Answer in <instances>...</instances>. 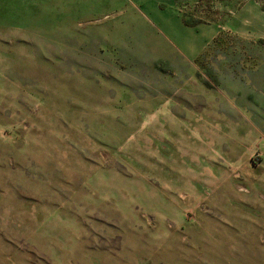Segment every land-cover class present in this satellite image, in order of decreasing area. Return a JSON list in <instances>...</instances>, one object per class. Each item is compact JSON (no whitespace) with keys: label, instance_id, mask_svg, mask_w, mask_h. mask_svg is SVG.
<instances>
[{"label":"rangeland","instance_id":"374dc122","mask_svg":"<svg viewBox=\"0 0 264 264\" xmlns=\"http://www.w3.org/2000/svg\"><path fill=\"white\" fill-rule=\"evenodd\" d=\"M0 264H264V0H0Z\"/></svg>","mask_w":264,"mask_h":264},{"label":"crops","instance_id":"0c3cea01","mask_svg":"<svg viewBox=\"0 0 264 264\" xmlns=\"http://www.w3.org/2000/svg\"><path fill=\"white\" fill-rule=\"evenodd\" d=\"M153 9H156V7L155 6H153ZM161 23H162V20H159ZM163 24V23H162ZM164 25V24H163ZM198 44V43H197ZM92 257H94L93 255H91V254H89L87 257H86V259H91Z\"/></svg>","mask_w":264,"mask_h":264},{"label":"trees","instance_id":"16d2710c","mask_svg":"<svg viewBox=\"0 0 264 264\" xmlns=\"http://www.w3.org/2000/svg\"><path fill=\"white\" fill-rule=\"evenodd\" d=\"M184 22H185L187 25H191V23H190L189 21L184 20Z\"/></svg>","mask_w":264,"mask_h":264}]
</instances>
